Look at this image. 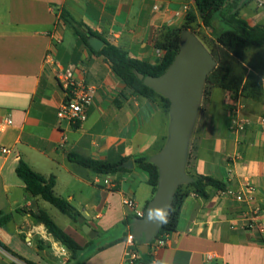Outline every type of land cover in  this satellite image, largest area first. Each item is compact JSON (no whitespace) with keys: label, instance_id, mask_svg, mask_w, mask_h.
Instances as JSON below:
<instances>
[{"label":"crops","instance_id":"1","mask_svg":"<svg viewBox=\"0 0 264 264\" xmlns=\"http://www.w3.org/2000/svg\"><path fill=\"white\" fill-rule=\"evenodd\" d=\"M252 1L241 7L240 16L250 25H264V6ZM191 11L199 17L195 0H0V213L11 215L0 227L1 244L34 264H126L129 237L138 238L133 233L137 217L124 199H134L145 216L155 194L136 160L151 161L163 152L170 109L166 112L159 102L135 95L105 57L63 21L62 13L98 34L104 45L111 43L133 59L155 64L163 56L155 44L157 32L181 27ZM215 27L220 30L222 24L215 21ZM209 34L212 39V30ZM251 50L261 52L240 48L249 70L264 81V61L252 58ZM66 69L95 91L88 118L79 125L58 118L65 94L57 72ZM233 118L248 123L240 134L230 129ZM2 147L11 153L3 154ZM70 153L107 162L126 160V170L98 175L71 162ZM21 160L45 178L55 177L56 194L98 232L95 239L67 215L60 223L47 201L27 191L16 173ZM187 168L222 181L228 189L252 183L264 217V102L209 89L190 135L185 172ZM37 210L46 211L83 247L75 258L45 225L33 220L29 212ZM245 210L215 188L208 189L206 198L190 195L167 245L156 255L151 251L153 262L264 264V233L246 226ZM130 218L131 224H125ZM16 260L24 263L0 247V264Z\"/></svg>","mask_w":264,"mask_h":264},{"label":"trees","instance_id":"2","mask_svg":"<svg viewBox=\"0 0 264 264\" xmlns=\"http://www.w3.org/2000/svg\"><path fill=\"white\" fill-rule=\"evenodd\" d=\"M240 0H195L196 8L202 24H198L199 17L194 12H189L185 23L178 28L163 27L157 32L155 44L163 53V56L155 64L145 63L133 59L129 54L108 42H105L103 48L96 52L104 56L105 60L111 64L113 72L121 79L122 83L132 90V92L155 102H159L166 112L170 109V100L152 88L145 85L139 79L138 72L145 76H162L173 64L180 50L181 38L185 31L191 30L197 34L200 27L212 30V39H210V48L207 47L217 61L216 68L207 77L203 95L208 94L206 88H222L231 93L233 99L243 97L247 100L264 102V81L263 77L253 70L250 71L248 64L244 60L240 48L243 46L257 47L264 49V25H250L240 16L241 8H238ZM251 2L248 0L243 6ZM62 19L71 25L81 41L93 50L89 43L90 37H99L91 29L77 22L66 12L62 13ZM215 21L222 24V29L217 30ZM198 26V27H197ZM94 51V50H93ZM68 158L71 162L79 164L84 168L98 175H109L118 171L126 170L124 164L126 160L119 162H107L103 160L91 159L77 153H70ZM138 166L147 174L148 184L152 187L153 194L157 193L160 181L159 167L147 158H138ZM187 174L193 178V181L187 184H181L175 190L171 203L172 213L167 225H162L155 236V240L166 234L175 232L178 228L180 213L184 201L190 196L208 197V189L215 188L225 190L226 185L215 178L192 174L188 168ZM18 177L26 184L27 191L34 197H40L47 201L62 214L70 217L75 223H78L80 213L65 198L55 192V177L45 178L35 172L24 160L20 161L16 169ZM23 212L24 210H18ZM29 214L37 223L45 225L50 233L66 249L72 252L75 258L77 253L83 249L68 233H66L44 210L30 211ZM11 219V215L0 213V227H3ZM134 218H130L125 224L130 225ZM124 238H122L123 240ZM121 240V241H122ZM120 241V240H119ZM144 239H134L132 250L139 251V246ZM93 241H91L92 243ZM0 247L9 252L15 258L23 261L25 264H34L12 252L8 247L0 243ZM104 247H100L99 250ZM152 243L148 254L141 256L133 264H153L151 254Z\"/></svg>","mask_w":264,"mask_h":264},{"label":"water","instance_id":"3","mask_svg":"<svg viewBox=\"0 0 264 264\" xmlns=\"http://www.w3.org/2000/svg\"><path fill=\"white\" fill-rule=\"evenodd\" d=\"M247 1L240 0L238 8ZM89 43L96 51H100L104 46V42L97 37H90ZM216 66L217 61L210 50L193 31L187 30L182 35L177 57L164 75L154 77L137 73L146 86L170 100L172 117L168 142L163 152L151 160L160 170L157 193L147 206L145 216L137 218L133 225L135 237L144 238L145 241L139 246L141 256L148 254L149 243L162 226L147 222L148 209L171 205L177 187L193 181L185 172L188 143L207 77ZM78 223L89 238L95 239L98 236V232L86 223L83 217H78Z\"/></svg>","mask_w":264,"mask_h":264},{"label":"built area","instance_id":"4","mask_svg":"<svg viewBox=\"0 0 264 264\" xmlns=\"http://www.w3.org/2000/svg\"><path fill=\"white\" fill-rule=\"evenodd\" d=\"M259 7L264 6V0H256ZM184 10H188L185 6ZM57 81L65 94V100L62 103L59 111L58 118L66 120L71 124L79 125L84 123L88 118V110L91 106L94 98V89L88 86L83 80H79L75 76L73 69H66L57 72ZM7 125L12 124L11 119H7L5 122ZM248 123L238 118H233L230 123V129L237 134L243 132ZM1 151L3 154L11 153V149L2 147ZM219 193L223 196L232 198L239 204L245 205L244 215L247 222V227L252 230H257L259 233H264V217L262 210L255 204L256 188L255 186L247 182L240 189L226 188L225 190H219ZM124 203L133 212L137 218L144 217V211L141 209L137 202L132 198H125ZM169 234L156 239L152 245V254L156 255L157 250L164 248L167 245ZM131 249L128 252L126 264H133L136 260L141 257V252L132 250L134 236L131 235ZM17 264H24L22 262L15 261Z\"/></svg>","mask_w":264,"mask_h":264},{"label":"rangeland","instance_id":"5","mask_svg":"<svg viewBox=\"0 0 264 264\" xmlns=\"http://www.w3.org/2000/svg\"><path fill=\"white\" fill-rule=\"evenodd\" d=\"M257 2L256 0H253L252 1V5H256ZM258 5V4H257ZM198 27V26H197ZM198 29V32L197 34V37L204 43V45L206 47H211L210 46V39L211 37L209 36V30L204 28V27H200V28H197ZM217 29V28H216ZM218 30V29H217ZM263 51L264 49H261V52L260 51H253L251 50L250 53H248L249 55H251V57H255V58H258L262 63L264 61V54H263ZM203 91H204V88H203ZM206 92H209L208 88H206ZM207 99V93L206 95H203V92H202V97H201V102H205ZM48 206L51 208V210H53V212L55 213L56 217H57V220L61 223V218H64L65 220L68 219V217H66L65 215H63L57 208H55L53 205H50L48 203ZM79 226H81L79 223H77Z\"/></svg>","mask_w":264,"mask_h":264},{"label":"clouds","instance_id":"6","mask_svg":"<svg viewBox=\"0 0 264 264\" xmlns=\"http://www.w3.org/2000/svg\"><path fill=\"white\" fill-rule=\"evenodd\" d=\"M172 213L171 205H163L149 208L147 211L146 220L157 225H167L169 223V218ZM132 237H129V242H131ZM153 264H160L159 261H154Z\"/></svg>","mask_w":264,"mask_h":264}]
</instances>
